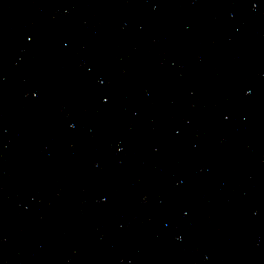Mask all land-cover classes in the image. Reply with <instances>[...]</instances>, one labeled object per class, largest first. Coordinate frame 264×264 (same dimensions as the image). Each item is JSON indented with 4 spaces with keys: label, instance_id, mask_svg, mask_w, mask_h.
I'll list each match as a JSON object with an SVG mask.
<instances>
[{
    "label": "water",
    "instance_id": "1",
    "mask_svg": "<svg viewBox=\"0 0 264 264\" xmlns=\"http://www.w3.org/2000/svg\"><path fill=\"white\" fill-rule=\"evenodd\" d=\"M0 264H264V0H0Z\"/></svg>",
    "mask_w": 264,
    "mask_h": 264
}]
</instances>
